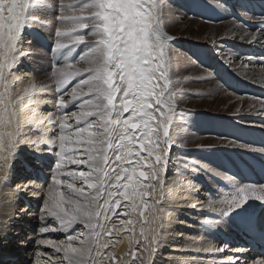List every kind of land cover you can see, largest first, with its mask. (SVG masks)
Instances as JSON below:
<instances>
[{"label": "snow or ice", "instance_id": "1", "mask_svg": "<svg viewBox=\"0 0 264 264\" xmlns=\"http://www.w3.org/2000/svg\"><path fill=\"white\" fill-rule=\"evenodd\" d=\"M163 7L164 0H0V170L13 167L20 115L30 112L26 123L41 133L32 143L57 149L40 216L45 226L39 232L64 233L65 239L39 243L62 256L37 253L52 264H120L114 251L105 250L114 248L111 238L123 233L129 234L130 247L125 264H152L164 212L159 205L168 154L186 116V110L179 113L177 122L180 90L173 87L169 54L174 37L164 31ZM57 9L60 26L52 48L57 63L50 76L56 112L42 117L35 97L45 83L30 76L16 89L23 80L14 70L22 56L31 54L21 50L24 31L44 23L38 12ZM239 38L259 42L264 29ZM259 79L264 82V72ZM254 99L264 110V99ZM49 125L58 128V135L45 140ZM227 146L264 154V146L237 140ZM228 179L233 190L218 202L209 199L204 208L230 216L251 200L264 202V184ZM8 182L7 174L0 176V184ZM251 264H264V253Z\"/></svg>", "mask_w": 264, "mask_h": 264}, {"label": "bare ground", "instance_id": "2", "mask_svg": "<svg viewBox=\"0 0 264 264\" xmlns=\"http://www.w3.org/2000/svg\"><path fill=\"white\" fill-rule=\"evenodd\" d=\"M172 1L164 0L162 19L164 31L174 37V40L169 44V54L172 63L173 87L180 90L176 97L177 122H179V113L186 110V116L184 122H180V128L177 130L178 135H174V143L168 154L169 163L164 176L165 192L159 205L164 209V212L161 225L157 230L158 245L152 264H235L236 261H239V264H251V261L239 251L226 249L223 246L219 247L209 240L198 223V220H206L207 212L220 213L204 208L203 205L207 204L209 199L217 202L224 199L225 195L230 193L233 188L230 192L213 188L211 195L214 196H209L207 190L198 194L194 176L210 181L211 185H215L210 178L211 174H219L224 179L229 178L214 163V148L227 145V142L221 137L215 136V127L211 125L214 117H218L217 121L222 126L235 120L231 115H240L245 112L264 118V110L261 109L259 100L251 96H243L242 100L237 99L241 96L234 94L233 91L231 93V90L227 89L215 63H222L228 70H234L235 73L246 78L245 81L264 88V82L259 79L261 72H264V56L260 54L244 55L239 51V46L242 45L255 49V53L262 52L264 51V40L249 43L248 39L239 38L245 32L253 31L246 29L239 21H234L235 19L239 20V16H236L229 5L230 1L227 2L229 11L235 19L221 17L211 9L219 17L215 21L206 20L198 14V10L202 5L219 6L223 2L222 0L219 2L211 0L213 4L210 0H185L184 4L182 0L177 4L171 3ZM238 11L241 13L240 10ZM229 41L240 43H233L230 46ZM41 47L43 50L46 48L45 45ZM22 48H25L24 43L21 45ZM41 57H44V53L35 49L34 60L38 61ZM47 59L49 61L48 56ZM47 59L45 58V60ZM45 60L43 63L46 67ZM41 70L45 69L40 66L39 72L33 71L27 65L26 60L20 59L14 71L16 77L22 79L23 83L18 81L14 87L22 88L30 76L35 77L37 81L44 82L43 79L45 80L47 71L42 73ZM238 75L236 76L239 77ZM44 83L45 90L35 97L40 102L37 111L42 117L47 116L48 112L52 110L47 108V105H49V100L53 99L51 97H54L51 92H55L52 81L45 80ZM193 94H199L201 99L191 100ZM55 95L56 100L57 94ZM24 103H27V100ZM253 105L255 106L253 107ZM194 108L207 110L211 113L195 112ZM74 110L76 109H69V111ZM203 114H208L210 118L204 119ZM29 115L30 112H21L20 115V147L12 162L13 167L10 170H0V176L5 174L9 176L7 184H0V264H11V262L27 264L32 257L34 264H52V260L48 256L40 255L38 257L37 253H48L53 257L55 255L62 256V253L54 254L50 247L39 243L41 240L59 241L65 239L64 233H58V235L53 233L55 237L49 233L42 234L37 225L39 223L40 226L41 223L39 218L42 214L45 192L51 179L48 183L43 184L35 183L32 178L38 168H41L45 174L52 175L56 161H51L48 155L55 156L57 149L52 146L47 148L48 146L44 144L32 143L41 133L31 124L26 123ZM200 116L208 122L205 130L206 134L209 133L208 136L196 128ZM251 119L242 124H248ZM53 134L54 136L58 135V128L55 125H49L48 134L44 136V139H53ZM199 145H211L212 147L201 148ZM187 146L190 148H186ZM32 153H39L44 158V163L40 167L35 162ZM171 161L172 164H170ZM177 161L182 162L177 163ZM183 161H187V164ZM198 165H200V172L204 174L202 176L197 173ZM178 177L180 178L179 182L173 186L172 181ZM225 182L232 187L230 182ZM236 183L240 184L237 181ZM217 207H219L218 203ZM122 219L126 218L122 217ZM209 222L217 224L215 220ZM117 226L119 227V225ZM36 227L37 231H35ZM139 231L140 228L137 225L135 237L137 240L140 239ZM128 235V233H123L119 237L114 235L111 239L114 241L115 247L105 250V252L114 251L120 257V264H125V260L128 259L130 251ZM36 244H38L37 251L33 250V247L36 248ZM132 247L137 250L141 248L136 244H133ZM204 249H223V251H203ZM42 258L43 262L41 263Z\"/></svg>", "mask_w": 264, "mask_h": 264}, {"label": "rangeland", "instance_id": "3", "mask_svg": "<svg viewBox=\"0 0 264 264\" xmlns=\"http://www.w3.org/2000/svg\"><path fill=\"white\" fill-rule=\"evenodd\" d=\"M178 1H181V0H173L171 3H173V4H177L178 3ZM183 1V4H184V1L185 0H182ZM217 2H219L220 0H216ZM223 2L221 3V4H219V6H216V5H214V7H212V6H210V8L214 11V12H216V13H218L221 17L222 16H224V17H226L227 19H231V20H234L235 18L234 17H232V15H231V13H230V11H229V5H228V1H231V0H222ZM210 2L213 4V2L210 0ZM187 13H189V12H187ZM199 14V13H198ZM37 15H38V18H39V20L40 21H44V23H35V24H33V25H31L29 28H31V27H35V28H37V29H39V30H45L46 28H47V30L49 31V35L51 36V38L55 41V32H54V30H55V27H58V26H60L58 23H57V21H56V19H55V16L56 15H58V9L55 11V12H53V11H46V12H38L37 13ZM204 21V20H203ZM234 21H237L236 19L234 20ZM217 23L219 22V21H216ZM57 24V25H56ZM41 25H43V26H45V27H41ZM242 25V24H241ZM28 28V29H29ZM28 29H26L25 31H27ZM25 31H24V33H25ZM53 33V35L51 34V32ZM29 35V34H28ZM28 38V37H27ZM27 38H25L26 40H27ZM55 38V39H54ZM34 43H35V40H34ZM233 43H240V42H231V41H229L228 42V44L230 45V46H232V44ZM24 45H25V48H22L21 50L22 51H25V52H28V53H31L30 55H27V56H22L20 59H23V60H26L27 61V65L29 66V67H31L32 68V70L34 71H37V72H39L40 71V66H42L43 67V69H45L46 71H47V73H46V78H45V80H49V81H51L50 80V76H51V71H52V68L54 67V66H56V64L54 65V63H57V59H56V54H55V52H52V51H48L49 53H46V55L49 57V61H51V62H49L48 61V59H47V56L44 54V57L47 59V60H45V58L44 57H41V58H39V60L38 61H35L34 60V50L35 49H37V50H40L41 52H43V53H45L46 51L45 50H43V49H41L42 47L37 43L36 45H31V46H29L28 45V43H24ZM181 47V46H180ZM244 55H246V54H244ZM189 56L192 58V59H194L190 54H189ZM26 58V59H25ZM38 58V57H37ZM28 59V60H27ZM44 60H45V65H46V67L44 66ZM196 62H197V60L196 59H194ZM48 61V62H47ZM37 64V65H36ZM54 65V66H50V65ZM45 70H41L42 71V73H44L45 72ZM234 74H236V75H238L237 73H235V71L233 70L232 71ZM26 73V75L27 76H29V74H27V72H25ZM33 74V73H32ZM239 76V78H241V79H244V80H247L246 78H243V77H241L240 75H238ZM45 80L43 79V81L45 82ZM253 85H257V84H255V83H253ZM45 90V89H44ZM231 93H232V91H230ZM52 93V96H54V97H51V98H53V99H50L49 100V105H47V108H49V109H52V110H50V112H56V109H55V107H54V100H55V94H57L56 92H51ZM234 93V92H233ZM234 94H236V93H234ZM237 95H239V94H237ZM239 96H241V97H243L242 95H239ZM195 99H201V96L199 95V94H193V96H192V98H191V100H195ZM203 99V98H202ZM53 100V101H52ZM188 109H192V108H188ZM195 112H208V113H211L210 111H207V110H200V109H198V108H194L193 109ZM231 117H233L235 120H232L233 122H235V123H238V124H241V125H244V124H242L243 122H246L248 119H251L252 117H256L255 115H253L252 113H249V112H245V113H242V114H240V115H231ZM245 117H249V118H245ZM216 135H217V132H216ZM53 136H54V134H53ZM188 145H190V144H188ZM218 145V144H217ZM213 146H215V145H213ZM186 148H190L189 146H187ZM28 154V153H27ZM173 154H174V152H173ZM174 156V155H173ZM215 156V154L213 155V157ZM172 161H173V159H172ZM172 161H171V163L170 164H172ZM207 163H208V161H206ZM198 167H199V171L197 172L199 175H204V174H202V172H200L201 170H200V165H198ZM171 172V169L169 170V173ZM170 175V174H169ZM194 181H195V186H196V190H198V194H200V193H202V191H206V189H205V187L200 183V182H198V178H197V176H194ZM208 181V180H207ZM208 183L211 185V182L210 181H208ZM198 184H200V187H198ZM211 187H213L214 189H219V187H217L216 185H211ZM22 205L24 204L23 202L21 203ZM40 219V218H39ZM46 219H47V217H46ZM25 222H27V221H25ZM40 226H39V223H37V225H38V227L39 228H41V226H45L44 225V223L40 220ZM35 231H37V227L35 228ZM58 233L59 232H57V234L55 233V235H58ZM50 235H53L54 236V234L53 233H49ZM55 237V236H54ZM36 246V248L35 247H33V250L35 249V251H37L36 249H37V247H38V244H36L35 245ZM34 251V252H35ZM33 258V257H32ZM30 259V262L29 263H27V264H34V258L33 259ZM41 263L43 262V258H42V261H40ZM232 264V263H231Z\"/></svg>", "mask_w": 264, "mask_h": 264}]
</instances>
